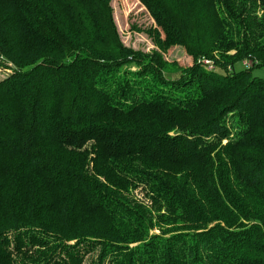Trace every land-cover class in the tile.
<instances>
[{
    "label": "trees",
    "instance_id": "16d2710c",
    "mask_svg": "<svg viewBox=\"0 0 264 264\" xmlns=\"http://www.w3.org/2000/svg\"><path fill=\"white\" fill-rule=\"evenodd\" d=\"M139 2L0 0V264H264V0Z\"/></svg>",
    "mask_w": 264,
    "mask_h": 264
},
{
    "label": "rangeland",
    "instance_id": "374dc122",
    "mask_svg": "<svg viewBox=\"0 0 264 264\" xmlns=\"http://www.w3.org/2000/svg\"><path fill=\"white\" fill-rule=\"evenodd\" d=\"M111 3L114 7L116 20L118 22L119 30L122 34V39L125 42V44L135 48H139L143 50L145 49L146 51H149L151 48H153L154 47L153 42L146 34L131 29V26L134 22L142 26H147L152 22L151 18L149 17V14L147 13L144 6L140 4L139 0H111ZM172 50L173 49H171V51L167 53L166 55L167 59L174 60V58H177L178 60H180V56L182 54L180 47H178L175 52ZM182 59H184L187 63L190 64L192 63L193 60L188 55H184ZM0 60H3L5 64L9 66L7 68L0 67V77H1L3 73L6 74L11 72L13 67L15 66L13 63L3 58H0ZM242 65H243L242 63L238 64L236 66V69L238 70L242 68L243 67ZM139 67L140 65H136L135 63L132 64V66L131 65L129 66V68H132L133 70H138ZM254 74L256 76H260L264 78V68L263 67L255 68ZM173 76L177 78L178 74H174ZM135 194L138 197L143 196V192L141 189H137L135 191ZM93 255L94 253L90 254L87 257L86 264L91 263V259L94 258Z\"/></svg>",
    "mask_w": 264,
    "mask_h": 264
},
{
    "label": "built area",
    "instance_id": "2783aa9c",
    "mask_svg": "<svg viewBox=\"0 0 264 264\" xmlns=\"http://www.w3.org/2000/svg\"><path fill=\"white\" fill-rule=\"evenodd\" d=\"M204 62L208 65H211L212 64V61L210 59H204ZM247 63V62H246Z\"/></svg>",
    "mask_w": 264,
    "mask_h": 264
}]
</instances>
